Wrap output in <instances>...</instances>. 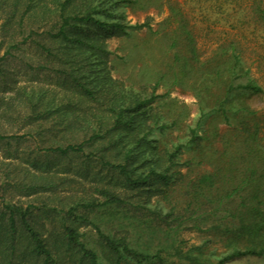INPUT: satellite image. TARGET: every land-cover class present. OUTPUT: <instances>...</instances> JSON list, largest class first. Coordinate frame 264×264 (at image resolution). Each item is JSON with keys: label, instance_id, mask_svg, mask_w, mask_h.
I'll return each mask as SVG.
<instances>
[{"label": "trees", "instance_id": "1", "mask_svg": "<svg viewBox=\"0 0 264 264\" xmlns=\"http://www.w3.org/2000/svg\"><path fill=\"white\" fill-rule=\"evenodd\" d=\"M103 4L0 0V46L7 44L0 57V264H167L165 256L203 264V245L181 244L189 223L224 245L220 264L263 257L264 128L245 119L210 153L197 131L202 112L186 143L164 144L158 136L168 125L156 97L119 88L108 67V39L149 25H126ZM43 75L61 98L19 86L20 76L32 85ZM232 91L263 94L252 83L230 84ZM190 146L193 156L180 164ZM204 164L210 169L196 173ZM182 166L186 173L176 169ZM60 188L78 195L61 199ZM89 226L95 241L81 233Z\"/></svg>", "mask_w": 264, "mask_h": 264}, {"label": "rangeland", "instance_id": "2", "mask_svg": "<svg viewBox=\"0 0 264 264\" xmlns=\"http://www.w3.org/2000/svg\"><path fill=\"white\" fill-rule=\"evenodd\" d=\"M103 2V8L118 21L132 26L149 25L129 31V36L108 39V67L112 77L119 82V88L136 93L143 99L156 97L155 106L160 108L163 121L168 125L164 135L158 136L164 144L186 143L189 129L196 126L202 112L204 116L197 131L208 139L207 151L210 153L220 148L221 138L232 134L245 119L254 117L264 128V0ZM100 19L114 20L105 15ZM2 23L0 15V30ZM2 41L0 31V43ZM6 50L7 44L4 43L0 46V57ZM27 59L33 63L36 60L30 51ZM216 70H220V76ZM31 83L20 76V87L39 86L50 89L58 98L62 97L61 88L56 87L46 75ZM248 83L261 87L263 94L226 92L230 84L236 87ZM199 90H202V98H199ZM220 101H223V110H217ZM202 106L204 111H201ZM241 108H247L249 113L254 114ZM5 128L9 134L16 129L8 124ZM27 146L35 147L33 143H26L24 149ZM193 152L192 146L186 148L179 157V163H185ZM17 163L21 164L20 161ZM176 169L185 173L188 170L183 166ZM194 169L196 173H203L210 169V165H196ZM86 185L89 187L90 184ZM69 189L60 188L58 197L67 199L76 196L77 193ZM160 206L165 212L169 209L164 201ZM192 225L194 223H189L181 231L182 246L203 245V264H220V257L226 253L224 245L215 240L213 232H200ZM81 233L91 241L97 239L96 230L91 226L83 227ZM165 257L167 264L179 263L175 257ZM123 264L136 262L127 258ZM225 264H264V256L229 260Z\"/></svg>", "mask_w": 264, "mask_h": 264}]
</instances>
